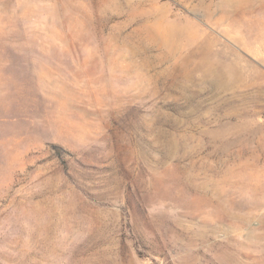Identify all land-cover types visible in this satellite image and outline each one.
<instances>
[{
	"label": "rangeland",
	"instance_id": "374dc122",
	"mask_svg": "<svg viewBox=\"0 0 264 264\" xmlns=\"http://www.w3.org/2000/svg\"><path fill=\"white\" fill-rule=\"evenodd\" d=\"M0 264H264V0H0Z\"/></svg>",
	"mask_w": 264,
	"mask_h": 264
}]
</instances>
